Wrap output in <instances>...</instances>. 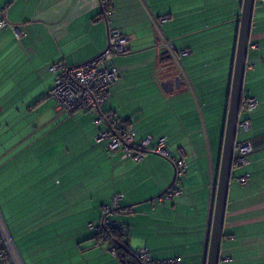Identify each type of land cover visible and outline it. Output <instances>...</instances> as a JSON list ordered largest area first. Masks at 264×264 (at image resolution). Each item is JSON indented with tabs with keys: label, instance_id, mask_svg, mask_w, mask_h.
I'll return each instance as SVG.
<instances>
[{
	"label": "crops",
	"instance_id": "0c3cea01",
	"mask_svg": "<svg viewBox=\"0 0 264 264\" xmlns=\"http://www.w3.org/2000/svg\"><path fill=\"white\" fill-rule=\"evenodd\" d=\"M110 5L105 16L100 0H0V20L16 27L0 29V142L15 141L4 157L15 153L13 159L19 148L39 149L43 179H58L46 187L41 205L22 204L13 222L29 232L35 215L46 223V264L53 254L56 264H122L89 228L101 223L104 208L119 196L121 212L111 219L126 228L132 253L146 248L154 260L206 264L243 0ZM111 30L129 39V51L114 60L120 78L101 112L130 127L138 140L150 137L155 146L166 139L171 155L186 159L183 195L173 201H158L175 179L168 159L147 154L136 162L119 149L106 151L95 141L97 112L67 114L49 95L51 65L76 67L97 58L108 48ZM219 30L229 45L228 69L221 72L210 69L217 57L208 52L218 46ZM166 52L169 62L160 64ZM177 79L179 88L173 86ZM244 91L258 105L249 115L252 130L237 142H251L253 152L246 166L233 170L220 264H264V4H256ZM31 160L29 155L26 164ZM80 172L88 174L85 188L81 180L73 182ZM245 175L248 184H239ZM43 179L33 186L30 178L27 188L44 189ZM59 203L72 206L76 219L59 217L64 210L53 208ZM15 223L11 232L20 226Z\"/></svg>",
	"mask_w": 264,
	"mask_h": 264
},
{
	"label": "built area",
	"instance_id": "2783aa9c",
	"mask_svg": "<svg viewBox=\"0 0 264 264\" xmlns=\"http://www.w3.org/2000/svg\"><path fill=\"white\" fill-rule=\"evenodd\" d=\"M104 8V15L109 16L110 9L106 4L112 0H100ZM257 4L263 5L264 0H257ZM106 9V10H105ZM166 19L161 22H165ZM10 28L16 31V27L10 25L3 18L0 20V29ZM129 39L118 30L109 33V45L104 53L97 58L76 67H68L63 62L54 63L50 72L55 76L54 85L49 95L55 100L57 109L67 114L78 111L97 112L94 121L100 131L95 138L96 143L105 145L108 152L119 149L124 158H131L136 162L141 161L147 154H157L168 159L175 168L174 183L166 193L161 195L158 201L168 202L183 195V179L188 171V162L183 157L172 156L166 147V139H160L155 146L152 139H137L136 133L123 125L110 114L101 112L102 106L111 96V90L120 78V73L114 65V60L129 51ZM166 49L168 43L165 44ZM171 55L176 56L168 48ZM188 52H183L186 56ZM258 102L251 95H246L242 101L240 123L238 131L247 133L252 130L249 115L257 108ZM253 152V146L249 141L237 142L235 146L234 168L246 166L248 156ZM241 185L248 184L250 175L236 179ZM121 197L115 196L112 205L104 208V215L98 225L90 224L89 228L96 234L102 236V240L108 243L109 252L118 258L119 247H127L128 241L124 237L127 230L121 224L113 221L111 217L121 212ZM129 213L130 210H125ZM123 237V239H122ZM138 264H182L178 258L154 260L148 249L142 248L135 253ZM228 262V261H227ZM0 264H25L15 243L14 237L9 229L5 216L0 206Z\"/></svg>",
	"mask_w": 264,
	"mask_h": 264
},
{
	"label": "rangeland",
	"instance_id": "374dc122",
	"mask_svg": "<svg viewBox=\"0 0 264 264\" xmlns=\"http://www.w3.org/2000/svg\"><path fill=\"white\" fill-rule=\"evenodd\" d=\"M224 32V30H219L216 33L217 40H218V46L214 47L212 50L208 49V52L212 55L214 53V56L217 57V61L214 63L210 62V69L218 70L219 72L225 71L228 69V49L229 45H224V40L221 39V34ZM208 37V36H207ZM227 41V40H226ZM223 43V47L221 46ZM227 52V53H226ZM118 58V57H117ZM116 65V64H115ZM134 75V74H133ZM244 135L246 133L240 132L238 133V140H242ZM15 144V141L12 142V140H7L6 137L2 139L0 142V203L2 205L4 214L7 219V224L10 225L14 224L13 219L17 217L20 213H17V211L23 208L21 206L22 204L29 202L28 204H32L35 201L41 205L42 201L47 199L46 196V187L49 189L51 188V184L56 182L58 180L57 178L44 180V176L46 175L45 167L39 166L41 163L40 156H36V152L39 151V149H26L24 152H20V148L17 149L18 151L15 155V157L12 159L10 157L14 156L13 153L9 157L5 156V150L12 146V144ZM26 153V154H25ZM29 155L32 156L31 164L27 165L26 160H29ZM34 163V164H33ZM88 164V162H87ZM86 168V169H82ZM83 171H87V166H82L80 168ZM238 171V169L234 170V174ZM81 173V172H80ZM81 175V176H80ZM78 174L75 176L74 181H80L81 180V186L82 188H85L86 185H84V180L88 176L87 172ZM30 178H34L35 181L32 182L33 186H36L37 183H40L41 181H37V178H42L43 183L41 186H43L44 189H30L27 188V186L31 185L29 181ZM12 179L17 180V184H11ZM36 183V184H33ZM39 186V185H38ZM37 209V207L35 206ZM41 208V207H39ZM55 211H60V209H63L64 211L61 214H58L62 216L68 217L66 221L74 220L76 219L74 215L73 207L69 204H65L63 207H60V203L56 204L54 207ZM76 208V207H75ZM29 209V208H28ZM28 211V210H27ZM20 216V215H19ZM35 219V222L29 227V230H24L23 227L18 223L15 225H20L17 230H12V235L15 237V243L17 245L18 251L23 259L25 258L27 260V264H46V252L41 251V245H44L45 247V239L42 237V235L45 233V229L43 227L46 223H41V219H39L38 216H34L33 220ZM82 222V221H81ZM14 225V226H15ZM32 228V229H31ZM32 230V231H31ZM11 231V229H10ZM34 231V232H33ZM106 247L108 248L107 243L103 242ZM112 255V254H111ZM113 256V255H112ZM114 257V256H113ZM57 258V255H52V260L50 264H56L54 259Z\"/></svg>",
	"mask_w": 264,
	"mask_h": 264
},
{
	"label": "water",
	"instance_id": "95a60500",
	"mask_svg": "<svg viewBox=\"0 0 264 264\" xmlns=\"http://www.w3.org/2000/svg\"><path fill=\"white\" fill-rule=\"evenodd\" d=\"M256 4L257 0H243L206 264H220L221 262V247L224 238L229 191L233 179L235 146L240 123V107L244 94ZM180 82L181 80L177 79L173 86L175 85L176 88H179Z\"/></svg>",
	"mask_w": 264,
	"mask_h": 264
},
{
	"label": "trees",
	"instance_id": "16d2710c",
	"mask_svg": "<svg viewBox=\"0 0 264 264\" xmlns=\"http://www.w3.org/2000/svg\"><path fill=\"white\" fill-rule=\"evenodd\" d=\"M110 4H111V1L108 4L105 5L106 9H110V6H111ZM169 59H170V57H169L168 53L167 52L163 53L161 55V57H160V64H167L169 62ZM246 95H248V94L245 93V91H244V94H243V97H242V101H243V99L245 98ZM242 101H241L240 113H241L242 108H243L242 107ZM124 237L127 239L128 238L127 234ZM97 238L102 240V236L100 234H97ZM122 239H123V237H122ZM128 246L129 245H127V247H119V249H118V259L120 260V262L122 264H138V262L136 261V258H135V253H132L129 250Z\"/></svg>",
	"mask_w": 264,
	"mask_h": 264
},
{
	"label": "bare ground",
	"instance_id": "6f19581e",
	"mask_svg": "<svg viewBox=\"0 0 264 264\" xmlns=\"http://www.w3.org/2000/svg\"><path fill=\"white\" fill-rule=\"evenodd\" d=\"M122 56V55H121ZM119 57V56H118Z\"/></svg>",
	"mask_w": 264,
	"mask_h": 264
}]
</instances>
